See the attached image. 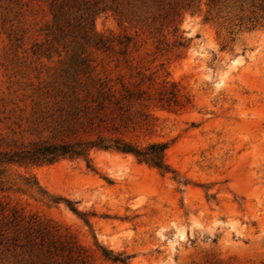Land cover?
Returning <instances> with one entry per match:
<instances>
[{
  "label": "rangeland",
  "instance_id": "1",
  "mask_svg": "<svg viewBox=\"0 0 264 264\" xmlns=\"http://www.w3.org/2000/svg\"><path fill=\"white\" fill-rule=\"evenodd\" d=\"M239 1L243 12L235 3L215 23L204 21V6L185 13L181 29L189 45L180 58L155 54L147 33L137 37L143 45L131 53L133 64L158 70L159 80L176 82L188 100L178 112H158L151 138L171 142L165 160L175 179L131 156L94 151L90 168L80 159L10 167L0 203L74 235L96 264L118 263L102 259L95 242L128 256L127 264H264V19L249 26L247 17L261 16L251 7L259 0ZM23 12L17 0H0L4 135L23 124L13 102L22 107L31 93L20 85L48 78L47 69L61 65L57 57L36 60L31 53L49 15L35 4ZM94 26L103 34L135 36L110 14L98 16ZM27 181L75 203L79 215L63 202H47Z\"/></svg>",
  "mask_w": 264,
  "mask_h": 264
},
{
  "label": "trees",
  "instance_id": "2",
  "mask_svg": "<svg viewBox=\"0 0 264 264\" xmlns=\"http://www.w3.org/2000/svg\"><path fill=\"white\" fill-rule=\"evenodd\" d=\"M17 1L21 13L35 4L39 12L49 15L39 29L41 40L34 42L31 53L36 60L57 57L56 64L61 65L47 69L52 72L48 78L20 85L31 94L21 101L22 107L13 102L23 124L15 123L7 128V134L0 133V192L7 190L5 179L12 166L26 168L80 159L90 168L94 151L131 156L162 174H173L175 179L165 160L171 142L151 138L158 127V112H178L188 100L183 101L176 82L159 80L158 70H149L142 62L133 64L131 53L143 45L137 37L147 33L155 54L180 58L189 45L181 29L185 13L200 12L204 6V21L215 23L223 20L235 3L243 12V4L239 0ZM251 7L261 13L246 18L254 27L264 19V0ZM107 14L128 24L135 36L97 32L95 19ZM239 19L242 26L244 18ZM24 34L15 41L22 42ZM96 54L107 63L97 62ZM27 185L36 188L47 202H63L79 215L75 203L50 197L35 181H27ZM95 247L106 261L128 263L129 257L122 253L106 250L96 242ZM0 264L96 263L93 253L74 235L63 234L55 224L26 215L9 203H0Z\"/></svg>",
  "mask_w": 264,
  "mask_h": 264
}]
</instances>
